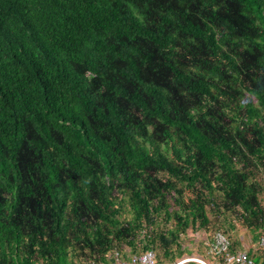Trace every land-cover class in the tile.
<instances>
[{
  "label": "trees",
  "instance_id": "1",
  "mask_svg": "<svg viewBox=\"0 0 264 264\" xmlns=\"http://www.w3.org/2000/svg\"><path fill=\"white\" fill-rule=\"evenodd\" d=\"M237 228L262 264L264 0H0V264Z\"/></svg>",
  "mask_w": 264,
  "mask_h": 264
},
{
  "label": "built area",
  "instance_id": "2",
  "mask_svg": "<svg viewBox=\"0 0 264 264\" xmlns=\"http://www.w3.org/2000/svg\"><path fill=\"white\" fill-rule=\"evenodd\" d=\"M229 243L225 236V234L219 230L215 231L212 235V241L207 248L205 255H209L211 260V264H260L259 262H255L253 258H251L246 253V248L236 250L233 252L228 251ZM257 247L260 250L262 257V264H264V236H259L257 241ZM220 257V259H216L215 257ZM109 264H156L155 254L152 250H144L138 254H133L127 258H121L118 251H111L108 254ZM194 263V264H209L207 260L203 257L198 256H182L171 264H186V263ZM88 264H94L90 262Z\"/></svg>",
  "mask_w": 264,
  "mask_h": 264
},
{
  "label": "rangeland",
  "instance_id": "3",
  "mask_svg": "<svg viewBox=\"0 0 264 264\" xmlns=\"http://www.w3.org/2000/svg\"><path fill=\"white\" fill-rule=\"evenodd\" d=\"M233 235L236 236V237H238V236L239 237H243V241H242L243 247H247L249 245L248 242L246 241V239H247L246 238V231H244L243 229L237 228L234 231ZM186 237L190 238L191 240H194V238H192L193 236H191L190 233H187V236ZM182 242H183L182 243L183 246H186L190 250L185 249L184 252L182 253V255L180 257H182V256H198V257H203L205 260H207L208 262H210L209 264H211V260L212 259L210 258L209 255H204L203 256V254H200L199 252L196 253L195 251L192 250V246H193L192 241L190 242V241L185 240V241H182ZM247 252H248V249H246V253ZM179 258H176L175 260H173V262L176 261ZM253 260L255 261V259H253ZM186 264H194V263L190 262V263H186Z\"/></svg>",
  "mask_w": 264,
  "mask_h": 264
},
{
  "label": "crops",
  "instance_id": "4",
  "mask_svg": "<svg viewBox=\"0 0 264 264\" xmlns=\"http://www.w3.org/2000/svg\"><path fill=\"white\" fill-rule=\"evenodd\" d=\"M245 248H247V247H245ZM243 249V248H242Z\"/></svg>",
  "mask_w": 264,
  "mask_h": 264
}]
</instances>
